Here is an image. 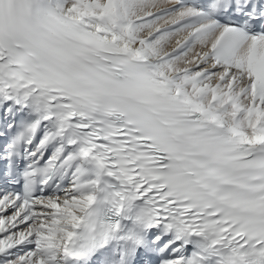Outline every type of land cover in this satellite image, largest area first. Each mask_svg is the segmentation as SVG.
<instances>
[{
	"label": "snow or ice",
	"instance_id": "1",
	"mask_svg": "<svg viewBox=\"0 0 264 264\" xmlns=\"http://www.w3.org/2000/svg\"><path fill=\"white\" fill-rule=\"evenodd\" d=\"M0 264H264V0H0Z\"/></svg>",
	"mask_w": 264,
	"mask_h": 264
}]
</instances>
